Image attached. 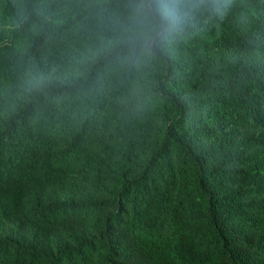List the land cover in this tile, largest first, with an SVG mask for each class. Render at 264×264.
Masks as SVG:
<instances>
[{"label": "trees", "instance_id": "trees-1", "mask_svg": "<svg viewBox=\"0 0 264 264\" xmlns=\"http://www.w3.org/2000/svg\"><path fill=\"white\" fill-rule=\"evenodd\" d=\"M128 3L0 0V264H264V0Z\"/></svg>", "mask_w": 264, "mask_h": 264}, {"label": "clouds", "instance_id": "clouds-1", "mask_svg": "<svg viewBox=\"0 0 264 264\" xmlns=\"http://www.w3.org/2000/svg\"><path fill=\"white\" fill-rule=\"evenodd\" d=\"M220 12L226 5H214ZM193 9L188 0H129L126 40L132 48L157 47L182 31Z\"/></svg>", "mask_w": 264, "mask_h": 264}]
</instances>
